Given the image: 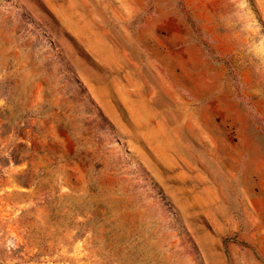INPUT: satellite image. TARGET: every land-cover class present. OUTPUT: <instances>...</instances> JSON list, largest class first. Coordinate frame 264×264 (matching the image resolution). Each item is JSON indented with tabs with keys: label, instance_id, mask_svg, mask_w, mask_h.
I'll return each instance as SVG.
<instances>
[{
	"label": "rangeland",
	"instance_id": "374dc122",
	"mask_svg": "<svg viewBox=\"0 0 264 264\" xmlns=\"http://www.w3.org/2000/svg\"><path fill=\"white\" fill-rule=\"evenodd\" d=\"M0 264H264V0H0Z\"/></svg>",
	"mask_w": 264,
	"mask_h": 264
}]
</instances>
